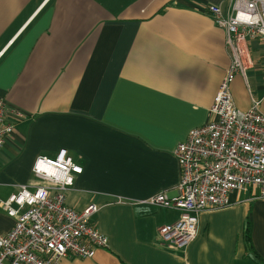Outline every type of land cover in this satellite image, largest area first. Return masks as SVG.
<instances>
[{"label":"crops","instance_id":"1","mask_svg":"<svg viewBox=\"0 0 264 264\" xmlns=\"http://www.w3.org/2000/svg\"><path fill=\"white\" fill-rule=\"evenodd\" d=\"M210 5L229 10L227 0H0V97L26 114L0 148V236L15 223L1 202L40 186L34 162L64 149L82 168L65 204L96 206L89 222L106 246L61 264H264V199L233 191L199 214L181 251L158 235L178 212L147 204L176 195V146L215 119L232 55ZM239 58L231 99L264 115V39L240 42Z\"/></svg>","mask_w":264,"mask_h":264},{"label":"built area","instance_id":"2","mask_svg":"<svg viewBox=\"0 0 264 264\" xmlns=\"http://www.w3.org/2000/svg\"><path fill=\"white\" fill-rule=\"evenodd\" d=\"M227 1L228 12L219 5L206 8L214 24L226 31L232 55L212 108L215 119L191 130L176 146L181 171L176 195L157 193L147 201L179 214L176 222L158 230L161 244L170 250H184L197 235L199 214L226 207L233 191L249 192L248 200L264 199V115L257 103L248 111L238 110L229 87L236 73L243 72L239 43L264 39V0ZM25 119L24 112L0 97V148ZM81 173L64 149L54 158L36 159L32 174L42 184L21 186L1 202L15 223L0 236V264H61L68 257L93 258L106 246V238L89 222L96 206L77 212L65 204L67 190Z\"/></svg>","mask_w":264,"mask_h":264},{"label":"trees","instance_id":"3","mask_svg":"<svg viewBox=\"0 0 264 264\" xmlns=\"http://www.w3.org/2000/svg\"><path fill=\"white\" fill-rule=\"evenodd\" d=\"M244 241H245V245H246V249L252 253H255L252 247V243H251V226L249 224V222H246V224L244 225ZM256 254V253H255ZM258 264H262L261 262H258Z\"/></svg>","mask_w":264,"mask_h":264},{"label":"rangeland","instance_id":"4","mask_svg":"<svg viewBox=\"0 0 264 264\" xmlns=\"http://www.w3.org/2000/svg\"><path fill=\"white\" fill-rule=\"evenodd\" d=\"M248 194H249V192H248Z\"/></svg>","mask_w":264,"mask_h":264}]
</instances>
